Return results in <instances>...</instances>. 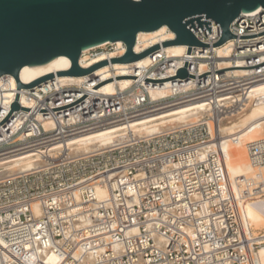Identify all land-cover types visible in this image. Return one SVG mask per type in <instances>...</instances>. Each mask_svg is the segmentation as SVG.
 Here are the masks:
<instances>
[{
	"label": "built area",
	"instance_id": "built-area-1",
	"mask_svg": "<svg viewBox=\"0 0 264 264\" xmlns=\"http://www.w3.org/2000/svg\"><path fill=\"white\" fill-rule=\"evenodd\" d=\"M207 20L212 21V33L200 26L192 31L201 42L213 44L223 29L217 21ZM231 32L241 36L264 32V8L242 13L231 24ZM227 47L229 55L222 56L218 49ZM102 48H91L88 58L104 53ZM187 53L169 57L157 49L150 54L149 67H138L130 75L154 80L176 76L185 67ZM261 63L264 34L231 38L215 47L193 46L187 71L201 76ZM99 81L100 77L89 76L79 85L61 88L54 81L43 82L21 88L18 103L30 109L62 107L79 100ZM132 81L130 87L113 94L100 86L79 103L58 111L18 109L0 125V264H31L35 224L53 241L49 250L65 253L60 264H259L260 244L249 236L242 206L264 199V174L233 182L221 145L223 125L264 100V95H253L264 84V64L198 79ZM165 86L172 90L170 95L151 97V88ZM16 95L17 86H10L8 75L1 77L0 122L11 111ZM195 101L205 105L204 115L153 136L130 131L90 153H72L63 146L71 137ZM50 121L55 126L47 129L45 123ZM247 145L251 163L264 168V137ZM32 156L42 158L40 169L19 171L9 166ZM98 182L118 187L108 203L100 204L102 215H94L92 224L71 228L79 216L91 211L82 208L96 201L92 189ZM54 196L63 206L45 205L46 215L34 218V199L54 203ZM69 207L77 208L74 216L63 214ZM136 227L137 233L127 234ZM107 235L122 239L124 247H108L101 259L74 256L81 244ZM159 235L165 236L161 245L156 242Z\"/></svg>",
	"mask_w": 264,
	"mask_h": 264
},
{
	"label": "water",
	"instance_id": "water-1",
	"mask_svg": "<svg viewBox=\"0 0 264 264\" xmlns=\"http://www.w3.org/2000/svg\"><path fill=\"white\" fill-rule=\"evenodd\" d=\"M264 8V0H0V78L13 75L17 81V95L11 104V111L0 122L2 125L18 109L31 112H52L71 107L100 86L118 79H138L149 82H165L176 78L195 79L208 74L231 69H251L233 67L207 72L201 76L187 71L193 46L215 47L231 38H251L263 35H235L231 24L242 13ZM213 19L220 23L223 33L213 44L201 42L192 28L200 26L202 31L209 28L212 33ZM167 25L176 38L159 43L137 53L135 45L141 31H154ZM122 40L126 53L118 58L107 59L84 68L79 59L84 50L106 42ZM188 45L185 67L177 75L165 79H148L137 76H120L108 79L90 90L79 100L53 109H30L18 103L21 88H33L45 80L58 76H82L111 63H129L150 55L157 49L170 45ZM67 56L72 67L42 76L26 84L20 80L21 69L26 66H40L58 56Z\"/></svg>",
	"mask_w": 264,
	"mask_h": 264
},
{
	"label": "bare ground",
	"instance_id": "bare-ground-1",
	"mask_svg": "<svg viewBox=\"0 0 264 264\" xmlns=\"http://www.w3.org/2000/svg\"><path fill=\"white\" fill-rule=\"evenodd\" d=\"M262 8L263 7H260L254 11L260 10ZM174 38H176V34L170 30L167 25H164L154 31H141L137 36L135 52H143L154 45L173 40ZM107 44H110V42H106L92 48L105 47ZM111 44H115L117 46L116 51L109 53L104 52L93 59L88 58V51L91 50V48L84 50L79 59L80 65L84 68H89L98 62L107 59L118 58L126 53L127 47L122 40L112 42ZM160 49H162L169 57H181L186 55L188 47L185 44H179L166 46ZM218 52L222 56H228L229 47L220 48L218 49ZM151 62V55H146L145 57L134 62L111 63L102 66L90 74L82 76H58L43 82L54 81L55 85L61 88L63 86L79 85L89 76H94L95 78L100 77V81L98 82V84H100L111 78L131 76V72H136L138 67H149ZM71 67V59L67 56L61 55L44 65L24 66L20 72V80L26 84H29L42 76L53 72L66 71ZM201 67L204 68V65L202 64ZM8 77L10 78V86H12V88H16L17 81L15 77L11 74H9ZM132 82V79L114 80L102 85L103 91L113 94L119 89H127L131 86ZM171 92L172 90L166 86L163 88L158 87L150 89L151 97L154 99L168 96L171 94ZM255 94L259 96L264 95V84L258 86V88L255 89L253 95ZM205 110V105L200 101L175 106L160 112L139 117L137 119L128 121L125 124L118 123L102 130L71 137L67 139L63 146H68V148L72 150V153H90L93 151H98L105 148L106 146H109L117 139L121 140L126 136L125 134L130 131L139 135L153 136L160 132L167 131L173 127L193 122L198 117L204 115ZM263 119L264 100L251 107L241 117L235 118L225 123L222 127L224 140L221 146L225 152L227 170L233 182H236L238 177L246 176L247 178H251L257 176V174L260 172L264 174V168H256L251 163L247 145L248 142L264 137V123L262 122ZM54 126L55 122L53 121L45 123V127L47 129ZM43 165L44 162L40 156H32L27 159H17V161L9 166L12 170L25 171L27 169H40ZM117 187V184H115L114 187L102 185L100 182L94 184L92 193L96 198V201L93 202V205H84L82 208L90 209L91 211L89 212H91V214L87 212L88 214L79 216V221L73 222L71 224V228H74L75 226L82 227L92 224L94 215H102L98 209L100 204L104 202L108 203L109 198L112 197L113 188ZM132 191V189L128 190V192ZM80 194L81 193L78 192L77 197H80ZM53 198L55 200L54 203H51L49 200L44 201L41 198L34 199V218L42 219L46 215L45 205L59 207L63 206V203L60 202L58 197L54 196ZM242 208L244 220L250 230L249 236L254 238L260 244V248L257 251L259 264H264V199L257 200L255 202L248 201L243 204ZM76 209L77 208L73 207L66 208L63 211V214L66 216L67 213H69L71 216H74L77 211ZM50 218L53 221L56 220L55 215H50ZM33 230L35 234L33 237L31 264H44L45 262L47 264H60V262L64 259L65 253L49 250V248L53 245V241L43 235V233L37 227V224L33 226ZM138 230V227L133 228L129 230L127 234L131 235L133 233H137ZM66 234L68 235V232ZM87 234L91 235L90 232ZM164 239L165 236L159 235V238L156 236L157 244L161 245L162 242H164ZM124 244V241L122 239H118L116 235H107L99 239L88 240L84 244H81V246L75 250L74 256L76 258L86 257L90 259H101L103 257V253L107 252L108 247H112L113 249L117 250L118 248H123Z\"/></svg>",
	"mask_w": 264,
	"mask_h": 264
},
{
	"label": "rangeland",
	"instance_id": "rangeland-1",
	"mask_svg": "<svg viewBox=\"0 0 264 264\" xmlns=\"http://www.w3.org/2000/svg\"><path fill=\"white\" fill-rule=\"evenodd\" d=\"M102 49L103 50H101V51L106 52V53L116 51V45H107L106 47H103Z\"/></svg>",
	"mask_w": 264,
	"mask_h": 264
}]
</instances>
